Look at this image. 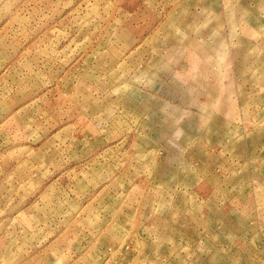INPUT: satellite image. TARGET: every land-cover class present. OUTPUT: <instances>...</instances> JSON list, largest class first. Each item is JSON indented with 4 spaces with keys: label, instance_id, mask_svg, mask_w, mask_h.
I'll return each instance as SVG.
<instances>
[{
    "label": "rangeland",
    "instance_id": "1",
    "mask_svg": "<svg viewBox=\"0 0 264 264\" xmlns=\"http://www.w3.org/2000/svg\"><path fill=\"white\" fill-rule=\"evenodd\" d=\"M0 264H264V0H0Z\"/></svg>",
    "mask_w": 264,
    "mask_h": 264
}]
</instances>
